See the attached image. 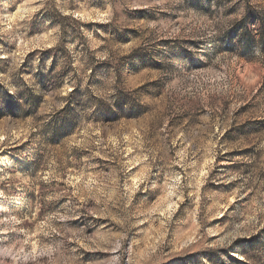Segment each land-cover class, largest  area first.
I'll use <instances>...</instances> for the list:
<instances>
[{
    "label": "rangeland",
    "instance_id": "rangeland-1",
    "mask_svg": "<svg viewBox=\"0 0 264 264\" xmlns=\"http://www.w3.org/2000/svg\"><path fill=\"white\" fill-rule=\"evenodd\" d=\"M0 264H264V0H0Z\"/></svg>",
    "mask_w": 264,
    "mask_h": 264
}]
</instances>
